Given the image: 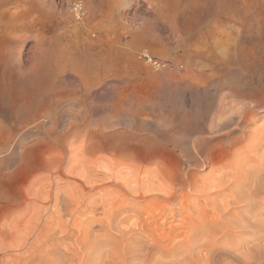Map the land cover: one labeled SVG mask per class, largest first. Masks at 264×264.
<instances>
[{
	"label": "rangeland",
	"instance_id": "rangeland-1",
	"mask_svg": "<svg viewBox=\"0 0 264 264\" xmlns=\"http://www.w3.org/2000/svg\"><path fill=\"white\" fill-rule=\"evenodd\" d=\"M75 2L82 3L83 11L80 16L75 15L73 10ZM0 47V239L8 247L7 251L0 250V264L4 263L7 256L6 260L10 264H20L23 261L25 262L22 264H46L49 259L52 260L53 255V260L56 261L49 264H76V259L72 258L74 263L70 258V250L76 249L72 244L75 242L76 245L81 240L80 237L78 240L81 225L100 214L101 217L96 219L103 217L104 220L106 214L119 208L120 202L121 207L132 201L129 198L126 200L125 189L120 193L123 178L126 181L130 176L132 179L129 177V181L132 183L139 179H136L137 173H130L126 168L130 161L127 156L123 157L125 153L135 157L134 162L139 168L157 172L164 182H170L180 171L185 173L194 169L200 185L211 180L212 163H217L219 167H227L234 164V161L242 163L245 155L242 156L244 152L241 145L244 147V143L248 142L252 130L260 129V125L264 128V0H0ZM148 57L152 61H148ZM229 90L237 91L234 94L238 101H251L257 105L260 112L257 109L256 119L244 128L238 127V131L234 129L230 137L224 135L208 141L209 148L206 152L209 161L204 165L197 161L198 166L193 168L185 151L191 148L194 139L202 140L212 136L207 131L209 118L219 109L222 96ZM220 117L224 116L221 114L215 121ZM228 120L225 117L226 123H223L227 124ZM233 127L234 125H229L223 131H231ZM175 140L176 142H172ZM175 144L179 145L177 149L173 148ZM237 148L240 149L238 152ZM94 150L97 155L91 154ZM238 159L240 160L237 162ZM92 160H96L97 165ZM100 162L102 166L105 164L106 169L109 164L110 171V165H115L118 171L114 170L116 174L112 175L113 171L110 172L109 168L105 171L103 168L104 172ZM91 166L94 169L91 170ZM88 169L91 170L89 175ZM60 171L62 177L59 175ZM107 172H110L111 177L106 176ZM103 176L110 180L106 182ZM120 176L122 179H117ZM82 178L83 182L80 181ZM84 179L85 182L89 180L92 185L89 181L85 184ZM115 179L119 181L114 182ZM77 180L81 185H78ZM40 184L47 188L43 185L39 190ZM33 187L36 191L39 190L38 194L33 192ZM117 187L121 188L118 190ZM81 189L83 191L80 193ZM49 190L54 193L53 196L57 192L59 197H53ZM122 192L125 193L123 196ZM81 194L83 197H80ZM197 195L192 194L187 201L199 200ZM46 196L51 200L45 202ZM123 197H126V201ZM62 200L64 201L61 202ZM202 200L199 201L203 203ZM123 201L127 203H122ZM135 201L133 199L132 202L144 204L140 199ZM24 202L26 207L30 206L27 210ZM71 202L80 205H72ZM41 203L49 209H44ZM56 203L59 209L56 211L59 215L62 212L64 215H51ZM62 204H69V207ZM75 211L77 212L74 213ZM21 214L25 216L22 217ZM49 214L50 218L53 217L52 222L47 224ZM81 214L82 218L84 215L85 218L89 217L87 220L83 218L87 222L80 220ZM65 215L68 221L64 218ZM20 216L23 221L18 219ZM62 216L64 217L61 218ZM59 217L66 220L67 227L69 225V229L64 225L67 230L62 225L66 232L77 233L73 235L74 239L72 234L67 236L66 232L67 237L63 238L64 230L59 226L64 221ZM75 219L83 223L80 224ZM9 222L14 229L18 225L22 226L18 230L16 228V232H11L10 226V231L8 229ZM50 223L57 225V228ZM77 223L78 225H72ZM128 223L123 222L121 225L127 226ZM38 228H44L46 236L42 235L41 238L38 235L40 233L37 234L41 230ZM4 229L9 231L8 233L6 230L8 235ZM22 229H27L26 232L31 237L24 232L28 238L21 234ZM52 232L57 234L53 236L56 237L54 243L58 246L57 251L51 252L53 255L50 253V256L47 253L52 245L46 241V237L47 233ZM58 233L63 234L62 238ZM19 238L26 240V246H17ZM31 239L39 245L36 242V246L31 245ZM63 241L72 246L63 244ZM60 245L61 248H58ZM67 248L70 249L68 259L65 258ZM98 248L99 246L97 251L100 250ZM219 249L216 250L219 254L214 251L213 256H207L209 263L213 259L212 264H234L235 260L230 254L234 250L230 247L226 248L227 251L221 249L222 256ZM92 255L95 256V253ZM43 258L47 260L46 263ZM175 258L170 260V264H179L178 258ZM32 260L36 262L33 263ZM195 260L191 258L188 264L201 263L199 259Z\"/></svg>",
	"mask_w": 264,
	"mask_h": 264
},
{
	"label": "bare ground",
	"instance_id": "bare-ground-1",
	"mask_svg": "<svg viewBox=\"0 0 264 264\" xmlns=\"http://www.w3.org/2000/svg\"><path fill=\"white\" fill-rule=\"evenodd\" d=\"M76 4H78V5L76 6ZM75 6H76V8H75ZM79 8H81L80 10L83 11L82 3H80V5H79V2H75L74 3V12H75V15H77V16H80L82 14V11H81V13H79ZM7 39H8V37H7ZM8 43H10V42L8 41ZM8 48H10V46ZM1 51H2V47H0V52ZM0 56H1V54H0ZM148 61H152V59H150L148 57ZM3 65H5V64H3ZM15 70H17V69H15ZM38 74H39V72H38ZM15 81H17V80H15ZM233 91H235V90H233ZM233 91L229 90L226 94H224L222 96L219 109L216 112H214L212 114V116L209 118V121H208L209 124H207V131L212 136L210 138L201 137V138H203L202 140H200L198 138L194 139L192 141L191 148L189 150L185 151V152H187V153H185V156L187 157V160L190 162V164H192L193 168H196L198 166L197 161H200L201 165H204L209 161L208 160L209 157H208V154L206 152V150L209 148L208 141L214 140L216 138L219 139L220 137H222L224 135H227L230 137V135L232 134L234 129H237L238 127L244 128V126L246 124H248L249 122L252 123L251 121L256 119L255 117H256L257 112H258L257 111V109H258L257 105L251 103V101L250 102L238 101V99H235V94L237 91L236 92H233ZM21 95H22V100H23V98H24L23 93ZM15 96L18 97V95H15ZM25 101H26V99H25ZM262 109H264V106L262 107ZM258 110L260 112V108ZM205 112H207V111H205ZM204 114L207 115L206 113H204ZM221 114L224 117H220L218 120L215 121V119L217 117H219ZM225 117L227 120L229 119L227 124H225L226 123ZM235 118H236V121H234ZM224 121H225V123H223ZM229 125H231V127H232V125H234V127L232 128L231 131L227 130L226 132H224L223 130L225 128H227ZM258 126H256V127H258ZM261 127H263V126L260 125V127H258L260 129L252 130L251 134L249 135L250 138L248 139V142L244 143V147H243V145H241L242 151L245 153L244 154L243 152H241V153H243L242 156L245 155L243 158L241 157L242 163L239 164V163H236L234 161L233 162L234 164H230L227 167H219L217 163H212L211 170H210V173H212L211 180L209 182H206V183L205 182L201 183L200 185L198 183L199 179L194 174V169H191V171L185 172V173H182L180 171L178 174L174 175V179L172 178L170 180V182H169V180H167V182H164L163 179L159 176V174L157 172L146 171L142 167L139 168V166L134 162L135 157L131 156L128 152L125 153L123 155V157L126 158V156H127L128 160L130 161V163L128 164V166H126V168L130 170V173H134V174L137 173L136 179L137 178H139V179H138V182L133 180V182L135 183V185H134V183H132V181H129L131 177L130 176L127 177V175L125 174L126 175L125 177H127L126 178L127 180L125 181L123 178V183L121 184L123 189H120L121 187H117V188H118V190L120 189V193H121V190H124V189L126 190V192H127L126 197L127 198L123 197L124 198L123 200H125V198H126V200L131 199L132 201H133V199H134V201L140 199L142 202H144V204L140 205L141 203L136 204L132 201H130V203H127V202L123 201L122 203H127V204L126 205L122 204L123 206L120 207V203H121L120 202L119 206H118L119 208L116 210L113 209V211L108 215L106 214L107 217L104 220H102L103 217H102V219H96L101 215L100 214L98 217L96 216L95 219L92 217L93 219L92 220L90 219L87 222L83 219V218H85L84 217L85 215L82 218V214H81L80 220L87 222V223H84L83 225H81L82 226L81 228H79L77 226L79 228L78 231H80L79 232L80 236H78V240H80L79 237L81 238V240L79 241V243H76V245L74 244L75 242L72 244L73 246H76V249H73V248H71V250L69 249L70 254L72 256V257L69 256L71 258V260H72V258L76 259L75 260V262H77L76 264H170V260L176 257V258H178L177 262L179 264H188V262L189 263L191 262L190 261L191 258H195L196 259L195 261H197L199 259V262H201V263L195 262L196 264H212L211 262L213 261V259L209 263V260H208L209 258L207 256H209L210 254L212 255V252L218 250L219 248L225 249L227 251L228 249H226V248L230 247L234 250V251H232V253H230V254H232V257L235 260L234 264H264V128L262 129ZM238 129H237V131H238ZM243 131H242V133H243ZM244 133H245V131H244ZM232 136H234V135H232ZM229 137H227L228 140H230ZM163 138H161V139H163ZM165 140L166 139H164V141ZM239 140H241V139H239ZM206 141H207V143H206ZM243 141H245V140H243ZM169 142H171V141L169 140ZM172 142H176V140L172 141ZM229 142H231V141H229ZM230 144L231 143H229V145ZM4 145H5V143H4ZM202 145H203V147H201ZM173 146H174L173 148H176V149L179 147L178 144H177V146H176V144ZM90 147H92V146H90ZM238 149L239 148H237V152H238ZM94 151H93V153L90 151L91 154L93 155L95 153L97 155V152L96 151L94 152ZM90 152H89V154H90ZM89 154H86V156L88 155V157H89L90 156ZM96 155H95V157H96ZM88 157L86 159H88ZM93 158H94V156H93ZM93 158H91V159H93ZM61 159H60V161H62ZM85 160H84V162H85ZM97 160L100 161V159H97ZM239 160L240 159H238L237 162ZM60 161H58L59 164H61ZM92 161H93L92 163H94V165H97V164H95L96 160H95V162H94V160H92ZM90 163H91V161H90ZM86 164H87V162H85V165ZM235 164H236V167H234ZM90 165H93V164H90ZM104 165L105 164H103V166ZM101 166H102V163H101ZM103 166H102V169L105 168V171L109 168V164L107 165V167H108L107 169L105 166L104 167ZM110 166H111L113 172L110 171V168L108 170L110 172H112V175L116 174L114 172V170L116 171L118 168L114 167L115 165L112 167V164ZM88 167H89V162H88ZM92 169H94V167L92 168V166H91V170ZM99 169H101V167ZM88 170H90V169H88ZM91 170L88 173V175L91 173ZM97 170H98V168H97ZM65 171H66V169H65ZM69 171L74 173V171H72V170H69ZM69 171H67V172H69ZM98 171L101 172L100 170H98ZM102 171H104V169ZM56 172H58L57 169H56ZM70 172H69V175H70ZM94 172L92 175H94ZM110 172H107L106 173L107 175L105 173L104 174L106 176H108ZM53 174H55V173H53ZM96 174H99V173H96ZM59 175L62 177L61 171H60ZM66 175H68V174H66ZM122 176H124V175H122ZM131 176H133V175L131 174ZM74 177H75V175H74ZM84 177L85 176H83V178ZM90 177H91L90 178L91 180L95 181V179H92L93 176H90ZM101 177H102V174H101ZM134 177H135V175H134ZM71 178L73 179V177H71ZM83 178L80 181L83 182ZM103 178L106 179V182L110 180V179L107 180L108 177L106 178L103 176ZM120 178L122 179L121 176L117 177V179H120ZM79 179H81V178H78V180ZM98 179H99V176L96 178V181ZM117 179H115L114 182H118L119 180L116 181ZM49 180H47V181H49ZM73 180H75V178ZM78 180H77V183H79L78 185H81L80 182H78ZM85 180L86 179H84V182H85ZM100 180H103V179L100 178ZM100 180H99V183H100ZM111 180H114V179H111ZM88 181H86L85 184H87ZM56 182L58 183V181H56ZM75 182H76V180H75ZM51 183H52V181H51ZM89 183L92 185V183L90 181H89ZM93 183H95V182H93ZM120 183H121V181H120ZM130 183L133 185H131ZM59 184H60V182H59ZM67 184L68 183H66V185ZM43 185L40 186L39 190H41L43 187L47 188V187H45V185L44 186ZM84 185H82V186L84 187ZM102 185H101L102 188H104L106 186V185H103L104 186L103 187ZM114 185H116V184H114ZM48 186H49V184H48ZM57 186H56L55 190L57 189ZM70 186H69V190H70ZM85 186H87V185H85ZM73 187H75V186H73ZM83 187H82V189H84ZM37 188H39V187H37ZM61 188H63V187H61ZM80 188L77 187L78 190ZM115 188H116V186H115ZM33 189H35V187H33ZM51 189H52V184H51ZM82 189L80 190V193L83 191ZM39 190L36 191V189H35L34 191L33 190L32 191L33 192L36 191V193L38 194ZM69 190H68V192H69ZM74 190H76V189H74ZM105 190H110V189L105 188ZM58 191H60V190H58ZM65 191H66V188H65ZM91 191H93V190H91ZM112 191H113V188H112ZM44 192H45V190H44ZM49 192H50V190H49ZM74 192H76V191H74ZM103 192H104V189H103ZM124 192H122L121 196H123L125 194ZM40 193H42V192L40 191ZM46 193H48V191H46ZM50 193H52V192H50ZM56 193L57 192H55V195L59 197V195ZM111 193L113 194V192H111ZM120 193L118 192L117 195H119ZM33 194H34V196L36 195L35 193H33ZM33 194H32V196H33ZM42 194H44V193H42ZM53 194L54 193H52V196H53ZM82 194L80 195V197L82 196ZM192 194H198L197 196H199L200 199L204 200V201L202 200V202L204 204L201 203V201H199L200 199L198 200V198H197V200H194V202L187 201V198H189ZM212 195H213V198H210ZM73 197L75 198L76 196H73ZM44 198H47V196ZM48 198L44 199V200H47L45 202H48V200H51ZM217 198L218 199L220 198V200H218ZM52 199H54V198H52ZM28 200L30 202V198ZM66 200H68V197L66 198ZM70 200H71V197H69V201ZM75 200L78 201V199H75ZM37 201H39V200H37ZM63 201L64 200H62L61 202H63ZM72 201H74V199ZM41 202H42V200H41ZM53 202H54V200H52V203ZM56 202H58V201H56ZM76 202H73V203L71 202V204L73 205L75 203L77 205L78 204L80 205V203H76ZM31 203L32 202H30L29 204H31ZM37 203H34V204H37ZM52 203L51 204L49 203V204L52 205ZM65 203H67V202H65ZM24 204H25V202H24ZM71 204H70V206H71ZM37 205H39V204H37ZM42 205H43L44 209L48 208L46 205L45 206L47 208L44 207V204H42ZM83 205H81V206H83ZM63 206L64 207L66 206V208H67V207H69V204H66ZM28 207H30V206H28ZM28 207H26V204H25L24 208L28 209ZM36 207H38V206H36ZM53 207H54L53 209L55 212L52 210L53 212L51 211L52 212L51 215H53V213H58L57 211L59 210V209H57V203L54 204ZM59 207H61V204L59 205ZM103 207H102V210L105 208V207L104 208ZM40 208H38V210ZM235 209H236V211H235ZM47 210H43V211H47ZM73 210H75V209H73ZM38 212L40 213L41 211H38ZM68 212H66V213H68ZM76 212L77 211H75L74 213H76ZM105 212H107V208H106ZM105 212H103V213L105 214ZM90 213H91V211L89 212V214ZM93 213H94V211H93ZM101 213H102V211H101ZM108 213H109V210H108ZM61 214H63V212L60 213V215ZM72 214H73V212H72ZM84 214H86V213L84 212ZM23 215L24 214H21L22 217L25 216V215L24 216ZM51 215L49 214V216H48L50 219L49 221L47 220L48 217H47V219H44V220L48 221V222H46L47 224L51 221V218L53 217L52 216L50 218ZM58 215H59V213H58ZM58 215H54V216L57 217ZM121 215H122V217H120ZM21 216H20V218L18 217V219L22 220ZM26 216H27V214H26ZM63 217L64 216H62L61 218H63ZM74 217L72 218L73 220H74ZM37 218H39V216ZM64 218H66V220L68 219L66 217V215ZM86 218L89 219V217H86ZM55 219H52V220L54 221ZM59 219H60V217H59ZM59 219L57 218V220H59ZM15 220H17V218H15ZM15 220H14V224L16 223ZM37 220H36V222H37ZM66 220L64 219L63 220L64 222L62 221L64 224L62 223L59 226V228L61 227L63 230H64V228L66 229V227H67V225L65 224ZM76 221L75 222L73 221V222L76 223ZM81 221H79L80 224L83 223ZM69 222L71 223V221H69ZM123 222H129V223L127 226H122ZM44 223H45V221H44ZM70 223H68V224H70ZM10 224H12V223L9 222V225L7 224L9 231L12 228ZM14 224H13V226H15ZM55 224H57V223H55ZM33 225L35 226L36 224H33ZM33 225H32V227H34ZM38 225H39V222H38ZM54 225H52V226H54ZM62 225H63V227H64V225H66V227L63 228ZM72 225L73 226L78 225V223L72 224ZM19 226L21 228L22 225H18V227L15 226L17 228V230L19 229ZM56 226H54V227H56ZM49 227H50V225H49ZM68 227H69V225H68ZM71 227H70V229H71ZM44 228H42V229L38 228L39 230L40 229L41 230H40V232H37V234L40 233L38 235H41L40 236L41 238H42V235L46 236V233H43ZM59 228H58V230L56 229L58 232L60 230ZM95 228H96V230H94ZM15 229L13 227L11 232L13 230L15 231ZM36 229H37V227H36ZM4 230L6 232L7 229H4ZM34 230H35V228H34ZM56 230H54L53 232H56ZM66 230H64V232H63L64 234H65ZM9 231H8V233H9ZM26 231H28V230L25 229L23 231V229H22L21 234H23V232H24V233H26V235L28 234V236H30L29 233H27ZM31 231L32 230H29V232H31ZM51 231H52V229H51ZM69 231H71V230H69ZM53 232L51 234L47 233V237H46V238H48V240L46 239V241L50 245H52V249H49L48 250L49 253H47L49 255L51 252L57 251V246H58L57 243H54L56 241V237L53 236V235H57L56 234L57 232L56 233H53ZM32 233H33V231H32ZM66 233H68V231ZM5 234H7V232ZM18 234H20L19 231H18ZM18 234L16 235V237L18 236ZM58 234L60 235V233H58ZM69 234L70 235L72 234L71 237H73V235H77V233H75L73 231L69 232L67 234V236ZM11 235H13V234H11ZM61 235H63V234H61ZM28 236H25V237L28 238ZM67 236L65 234V236L63 238H65ZM23 238H22V240L19 238V240L16 241L17 246L23 247V245H25L26 240H24ZM61 238H62V236H61ZM14 239H16V238L14 237ZM36 239H37V237H36ZM43 239L45 241V238H43ZM73 239H74V237H73ZM1 240L2 239H0V250L7 251L8 250V247L6 246L7 244L3 243ZM31 241H33V244H31V245H35L34 243L36 241L38 242V239L35 242L32 239H31ZM59 241H60V237H59ZM37 242H36V244L39 245L38 243L40 241L38 243ZM70 242H72V241H70ZM76 242H77V240H76ZM66 243H64V241H63V244H66ZM69 244L71 245V243H69ZM69 244L67 243V245H69ZM31 245H28V246H31ZM62 245H60V247H58V248H61ZM97 246H99V248H100L99 251H97ZM65 247H66V245H65ZM19 249H22V248H19ZM42 249L44 250L45 247ZM221 249H219V251ZM27 250L28 249H26V252H27ZM32 250H33V248H32ZM67 250H68V248H67ZM69 250H68V252L67 251L65 252V258H67V256L69 255V254L67 255V253H69ZM94 250H96V252ZM9 251H10V249H9ZM30 251H31V249H30ZM45 251H47V250H45ZM93 252L95 253V256L94 255L91 256V254ZM229 252L230 251H228V254H229ZM28 253H29V251H28ZM28 253H26V254H28ZM33 253H34V251H33ZM37 253H39V252H37ZM61 253H63V252H61ZM220 253L222 254L223 251ZM45 254L42 256H45ZM29 255H30V253H29ZM10 256L11 255H9V258H10ZM26 256L29 257L28 255H26ZM30 256H32V255H30ZM37 256H35V259H37L36 258ZM61 256H62V254H61ZM222 256H223V254H222ZM7 257L5 258V261L3 264H10L8 262V260H6ZM47 257H48V255H47ZM51 257H52V260L49 259V262H47L48 264L50 262L52 263V261H53V263H54V261H56V260H53L54 255ZM202 257H204V258H202ZM48 258H47V260H48ZM58 258H59V255H58ZM11 259H12V256H11ZM60 259H62V258H60ZM17 260H16V262H17ZM25 260H26V258H25ZM44 260L46 263L47 260L46 259H44ZM34 261L32 260L31 262L34 263ZM36 261H38V259ZM62 261H60V262H62ZM67 261H69V260H67ZM23 262H25V261H23ZM42 262H44V261L42 260ZM60 262L58 261V263H60ZM225 262H227V261H225ZM229 262H231V261H229ZM22 263H20V264H22ZM27 263H29V262H27ZM213 263H215V262H213ZM38 264H40V263H38ZM219 264H221V262ZM230 264H232V263H230Z\"/></svg>",
	"mask_w": 264,
	"mask_h": 264
},
{
	"label": "built area",
	"instance_id": "built-area-1",
	"mask_svg": "<svg viewBox=\"0 0 264 264\" xmlns=\"http://www.w3.org/2000/svg\"><path fill=\"white\" fill-rule=\"evenodd\" d=\"M78 4H76V6H77ZM79 5H80V2H79ZM76 6H75V8H76ZM81 8H79V13H81V11L82 10H80ZM73 10H74V4H73Z\"/></svg>",
	"mask_w": 264,
	"mask_h": 264
}]
</instances>
